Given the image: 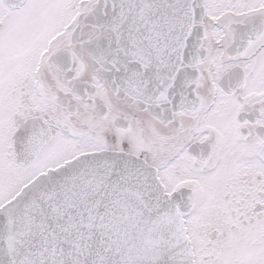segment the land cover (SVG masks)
Returning <instances> with one entry per match:
<instances>
[{
    "label": "snow or ice",
    "instance_id": "obj_1",
    "mask_svg": "<svg viewBox=\"0 0 264 264\" xmlns=\"http://www.w3.org/2000/svg\"><path fill=\"white\" fill-rule=\"evenodd\" d=\"M0 264H264V0H0Z\"/></svg>",
    "mask_w": 264,
    "mask_h": 264
}]
</instances>
